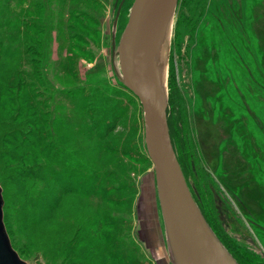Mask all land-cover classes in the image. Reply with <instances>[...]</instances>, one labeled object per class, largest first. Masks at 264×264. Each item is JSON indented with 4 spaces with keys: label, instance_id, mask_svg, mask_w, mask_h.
Listing matches in <instances>:
<instances>
[{
    "label": "rangeland",
    "instance_id": "1",
    "mask_svg": "<svg viewBox=\"0 0 264 264\" xmlns=\"http://www.w3.org/2000/svg\"><path fill=\"white\" fill-rule=\"evenodd\" d=\"M133 2L0 0V187L26 264H79L86 247L98 264H171L142 108L114 72ZM165 50L190 189L221 243L264 264V0H179ZM67 188L28 228L23 202Z\"/></svg>",
    "mask_w": 264,
    "mask_h": 264
},
{
    "label": "water",
    "instance_id": "2",
    "mask_svg": "<svg viewBox=\"0 0 264 264\" xmlns=\"http://www.w3.org/2000/svg\"><path fill=\"white\" fill-rule=\"evenodd\" d=\"M178 1L134 0L118 46L112 48L120 73L114 71L142 108L145 148L153 167L171 264H238L201 213L171 141L160 53ZM3 207L0 187V264H26L11 245Z\"/></svg>",
    "mask_w": 264,
    "mask_h": 264
},
{
    "label": "trees",
    "instance_id": "3",
    "mask_svg": "<svg viewBox=\"0 0 264 264\" xmlns=\"http://www.w3.org/2000/svg\"><path fill=\"white\" fill-rule=\"evenodd\" d=\"M126 90L129 91L128 89H126ZM170 100H171V93H170ZM173 103L174 102L171 103V101H170L169 105H172ZM105 109H108V108H105ZM91 114H92V112H91ZM167 119H168V126H169V132H170V136H171L172 145H173V148L175 150V153H176L178 162L180 164L181 170L183 172V175H184V177H185V179H186V181L188 183L187 174H186L185 171L187 169V159L189 158V155L186 154L185 152H183V150H181L180 148L177 149V146L175 145V134H174V128H173V123L174 122H173V118H172L170 112H167ZM39 136H42V135H39ZM42 137L38 138L37 141L40 142ZM56 154L52 155V156L56 157L54 159H57V157H59L58 160L62 159V161L65 164H67L68 161H69V159H67L69 154L73 155V153L69 151L67 146H63V148L60 147L59 151ZM58 155H60V156H58ZM73 157H74V155H73ZM78 162H80V161H78ZM76 167H77V165H76ZM66 168L69 169V165ZM70 170H71V172H74V170L72 168H70ZM37 174L40 176V169L39 168H35L34 171L30 175L38 178L39 176ZM69 177L73 178L72 175H69ZM39 180H41V179L39 178ZM31 182H32L31 189L33 190V186H34L35 187L34 191H36L37 190V186H38L37 185L38 184L37 179H36V181H35V179H32ZM188 186H189V184H188ZM189 188H190V186H189ZM191 192H192V190H191ZM52 193H53V191L51 189H47L44 197L40 198V197H42V194L39 191V193H37L35 198H33V199H31V200H29L27 202H23V205L26 204V206L24 207V210L27 211L26 225H27L28 228L34 229V228H37L40 224L44 223L45 220H47V219L45 217H43V218L41 217V212L44 210L43 213H47V212L50 213L53 210L57 209V207L59 206L58 197H61V196H64V195H70L71 193H73V191L71 189L67 188V190H64V191L62 190L61 193H59V194H54L53 193L54 194L53 195ZM33 195H35V192L33 193ZM192 195H193V197H194V199H195V201H196L201 213L203 214L205 220L207 221L208 225L210 226L212 231L215 233V235L220 240L221 238L219 236V232L215 229V226H213L210 223L211 221L209 219H207L206 216L204 215V212L202 211V208L200 207L199 203L197 202V199L195 198L193 192H192ZM46 203H47V206H45ZM31 231H33V230H31ZM103 240H104V238H103ZM69 241H70L68 243L69 245L66 247V252H68L69 254L72 255V251L70 250L69 246L71 245V243H73V237L70 238ZM220 242H221V240H220ZM224 244L223 245L225 246V248L228 250V252H230V254L237 261V263L238 264H244L242 259H239L238 257H235L234 256L235 254L232 253L233 251L231 250V248L226 243H224ZM90 252H91V248L89 249V248L86 247L84 250H81L78 253V255H74V256H75L76 259L78 258L77 261H78L79 264H88L86 262L88 260L87 259L88 257L91 259V261H94L93 264H98L97 261H98V258L101 257V253H99V251H98L99 254H95L93 256L92 253H90ZM107 264H109V262H107Z\"/></svg>",
    "mask_w": 264,
    "mask_h": 264
},
{
    "label": "bare ground",
    "instance_id": "4",
    "mask_svg": "<svg viewBox=\"0 0 264 264\" xmlns=\"http://www.w3.org/2000/svg\"><path fill=\"white\" fill-rule=\"evenodd\" d=\"M172 23H171V25L169 26V28L167 30L166 39H165V42L163 43V46H162V49H161V53H160V59H161V65H162V71H163V84H164V87H166V69H165V66H164V61L166 59L165 58V56H166L165 55V52H166L165 48H166L167 42L170 39V35H171V31H172ZM114 55L117 57V53L116 52H115ZM117 63H118V58H117ZM115 68H116L117 72L120 73L119 64H117V67H115Z\"/></svg>",
    "mask_w": 264,
    "mask_h": 264
},
{
    "label": "crops",
    "instance_id": "5",
    "mask_svg": "<svg viewBox=\"0 0 264 264\" xmlns=\"http://www.w3.org/2000/svg\"><path fill=\"white\" fill-rule=\"evenodd\" d=\"M168 246V245H167ZM154 260V259H153ZM154 263H155V260H154ZM156 264V263H155Z\"/></svg>",
    "mask_w": 264,
    "mask_h": 264
}]
</instances>
